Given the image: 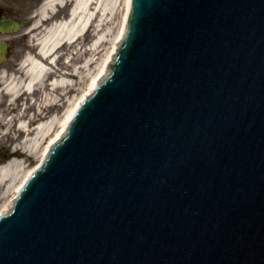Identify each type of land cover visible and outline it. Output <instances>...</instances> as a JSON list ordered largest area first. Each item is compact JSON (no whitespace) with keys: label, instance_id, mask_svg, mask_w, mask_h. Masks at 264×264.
Listing matches in <instances>:
<instances>
[{"label":"water","instance_id":"1","mask_svg":"<svg viewBox=\"0 0 264 264\" xmlns=\"http://www.w3.org/2000/svg\"><path fill=\"white\" fill-rule=\"evenodd\" d=\"M0 264H264V0H131Z\"/></svg>","mask_w":264,"mask_h":264},{"label":"rangeland","instance_id":"2","mask_svg":"<svg viewBox=\"0 0 264 264\" xmlns=\"http://www.w3.org/2000/svg\"><path fill=\"white\" fill-rule=\"evenodd\" d=\"M6 1L7 0H0V5L9 7ZM43 2L44 0H15L13 3L10 0V8L16 11V18L24 23L25 26L11 36L13 37V51L9 59L3 64H0V76L3 75L8 80L14 78L15 80L22 81L25 79L27 74L25 67L29 66L27 64L31 60V57L37 52L34 46L35 43H33L37 39L32 41V35L37 32H27L31 27L32 21L35 19L33 14L39 11ZM12 4L14 6H12ZM99 4H101L105 14L101 15V10H98V24L96 28H92V32L99 30V37L102 38V40L96 44L98 46L95 49L81 50L79 56L73 54V51L76 50L77 47H72V52L65 54L62 60L58 61L56 64L61 70L71 71L74 66L82 65L83 59L86 60L91 56L94 57V61L90 67L89 75H87L86 72L77 73L73 78L74 85L65 87L58 86L55 89H51L52 85H47L48 87L44 89L39 88L40 90L35 95H23L16 100H11L8 95L4 94V92L1 91L4 85H0V165L13 160L20 162L17 178L9 185L7 184L8 182L3 186L0 185V204L3 201V197H6L8 202L28 171L40 161L48 143L61 131L69 106L80 94L90 89L91 77L98 70H101L106 59H108L109 54L113 50L115 42L118 39L115 38L117 36L119 37L124 22L127 0H96V5ZM72 5V2L67 3L64 10L69 11ZM54 20L55 19H52L45 23L42 28L47 30L49 26L53 24L52 21ZM40 32L41 33L37 34L35 37L43 34V31ZM99 37L98 39H100ZM89 45L90 44H86L87 48H89ZM65 61L68 64H66ZM54 77L57 76H53V78ZM31 97H33V99H31ZM52 102H55L59 107L56 106L47 109V107L51 106L50 104ZM44 106H47L46 109H43ZM45 111L48 113L46 117L52 114V116L57 118L56 121L58 122L54 124L52 131L45 136L44 139H36L35 143L39 142L36 152L30 153L32 147H23L24 144H27L24 140L28 138V142L31 141L32 139H29L32 135H24L21 138V142H19L16 147L14 140L20 134L18 126L20 124H25L30 128L35 127L34 119ZM38 121L39 120H36V123Z\"/></svg>","mask_w":264,"mask_h":264},{"label":"bare ground","instance_id":"3","mask_svg":"<svg viewBox=\"0 0 264 264\" xmlns=\"http://www.w3.org/2000/svg\"><path fill=\"white\" fill-rule=\"evenodd\" d=\"M70 2L73 3L71 9L69 11L64 10V7ZM98 10H101V15L105 14L101 4L96 5V0H45L39 11L33 14L35 19L32 21L31 27L27 32H37L36 34L32 35V41L37 39L33 42L35 43L34 46L37 48V52L31 57V60L27 64L29 66L25 67V71L27 73L26 77L24 80L18 81L14 78L8 80L3 75L0 76V85H4L1 91L8 95L11 100H16L21 98L23 95H35L40 90L39 88L44 89L48 87L47 85H52L51 89H55L58 86L65 87L74 85L75 83L73 82V78L77 75V73L86 72V74L89 75L90 67L92 66L94 57L90 56L86 60L83 59V64L74 66L71 71H62L60 67L56 66V64L58 61L62 60L65 54L72 52V47L78 48L76 49L75 56H79L81 50H90L92 48L95 49L98 46L96 44L102 40L98 34L99 30L92 32V28H96V25L98 24ZM52 19H55L52 21L53 24L49 26L47 30H44L42 26ZM40 31H43V34L35 37L37 34L41 33ZM120 34L122 35V28L120 30L119 36ZM98 37L100 39H98ZM117 38L118 36L115 39ZM86 44H90L89 48H87ZM65 63L68 64L66 61ZM104 65L100 71L98 70L91 77L92 79L90 83V89H88L87 92L80 94L78 98L69 106L63 125H65L67 120L70 118L79 101L84 96H87L91 93V87L93 84L104 77L102 74ZM48 75L57 77H54L52 83H47L46 77ZM50 105L51 106L49 107L46 106L47 109H51L56 106L59 107L55 102H52ZM46 107L44 106L43 109H46ZM47 114L48 113L45 111L44 115L46 116ZM56 120L57 118L51 114L48 116L46 121L41 122L33 128H30L25 124H20L18 126L20 134L14 140L16 147L18 143L21 142V138L24 135H34L33 138L31 136L29 139H32L31 141L28 142V138L24 140V142L27 144H24L23 147H32L30 153L36 152L39 145V142L35 143L36 139H44V137L52 131L54 124L58 122ZM60 133L61 132L58 134ZM53 140H51L49 143H51ZM19 165L20 162L16 160L0 165L1 186L5 185L7 182L9 185L14 179L17 178ZM10 205L11 201L8 200L7 202L6 197H3V201L0 204V209L2 210L0 211L5 212L9 210Z\"/></svg>","mask_w":264,"mask_h":264},{"label":"flooded vegetation","instance_id":"4","mask_svg":"<svg viewBox=\"0 0 264 264\" xmlns=\"http://www.w3.org/2000/svg\"><path fill=\"white\" fill-rule=\"evenodd\" d=\"M10 1V0H8ZM13 3L15 0H11ZM12 6H14L12 4ZM16 11L13 8L10 7H5L4 5H0V18H5V17H15Z\"/></svg>","mask_w":264,"mask_h":264}]
</instances>
